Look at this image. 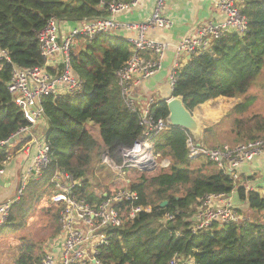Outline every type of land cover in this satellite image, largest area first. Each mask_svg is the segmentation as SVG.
<instances>
[{
  "label": "trees",
  "instance_id": "obj_1",
  "mask_svg": "<svg viewBox=\"0 0 264 264\" xmlns=\"http://www.w3.org/2000/svg\"><path fill=\"white\" fill-rule=\"evenodd\" d=\"M111 2L134 0H0V51L10 58L8 61L0 57V141H8L30 125L8 84L14 65H46L38 32L51 18L75 24L106 18ZM241 10L248 17L244 34L229 33L217 39L208 51L189 57L179 68L172 95L181 97L190 111L219 96L247 99L252 83L264 69V0H243ZM78 38L83 39L84 47L71 51V61L74 72L84 80L83 89L77 96L43 98L50 163L40 177L29 179L0 231L25 223L34 202L41 203L44 198L51 201V179L57 170L82 180L75 192L91 205L113 195L116 191L109 188L104 192L90 190V166L104 152L122 164L123 150L132 147L142 135L138 110L124 103L116 75L132 55L126 38L109 34H99L92 40L84 35L75 40ZM247 108L243 101L234 112L243 113ZM150 110L154 119H167L169 115L166 99L156 100ZM232 131L238 142L264 138V115L247 113L238 117ZM189 134L182 127L170 125L155 137L156 149L169 160V167L149 175L140 172L136 181L123 179L126 186L122 188L138 193L134 204L150 206L151 211L110 229L109 241L99 248L101 264H171L176 256L192 257L196 264H264V221L249 219L198 233L189 229L192 213L208 194L237 190L249 209L257 213L264 210V195L235 183L205 156H188ZM207 135L209 128H204L203 139ZM28 140L23 137L0 146V168ZM164 201L167 204L162 207ZM125 203L117 206L126 210L128 202ZM60 210L55 214L58 219ZM167 213L173 219L164 220ZM43 254L35 252L34 244H27L16 262L42 264Z\"/></svg>",
  "mask_w": 264,
  "mask_h": 264
},
{
  "label": "built area",
  "instance_id": "obj_2",
  "mask_svg": "<svg viewBox=\"0 0 264 264\" xmlns=\"http://www.w3.org/2000/svg\"><path fill=\"white\" fill-rule=\"evenodd\" d=\"M141 0L132 3L111 2L108 6L109 16L92 21L76 24L67 31H62L63 21L51 18L46 26L37 34L41 54L46 61L45 66L30 68L14 65L8 84L9 91L14 95L29 122V126L22 129V133H31L38 126H45L42 100L46 96L81 93L84 80L73 70L71 51L78 35H84L87 40L96 38L99 34L120 36L122 31H130L125 35L132 51L131 58L116 75L124 103L130 109L139 113L142 135L135 144L123 150L122 164H117L103 154V161L119 174L123 179L127 175L124 170L131 169L138 172H150L156 169H167L170 162L156 149L155 137L169 129L167 119H154L150 110L154 98H148L146 104L135 95L136 89L148 78L154 76L161 69V62L168 48V43L148 38V30L154 27L170 26L171 20L162 15L165 0H155L153 14L144 22L131 24L118 21L116 15L127 11ZM242 0H217L218 9L225 15L221 22H209L201 28L195 37L184 39L178 46L177 60L170 72L169 79L173 90L177 72L185 57L199 55L208 51L212 44L229 33L244 34L248 29V17L241 10ZM0 57L10 61L5 51H0ZM186 60V59H185ZM54 69V70H53ZM7 141H0V146ZM188 156L195 158L205 156L215 162L219 169L229 174L235 183L239 181V168L256 156H264V138L239 143L235 146L210 147L202 141H197L189 134L187 137ZM36 154L33 158L32 171L22 179L17 197L0 204V225L7 222L12 204L23 194L28 184V178L35 174L40 177L50 163V145L43 134L35 140ZM5 167L0 168V179L5 174ZM127 182L129 180L124 179ZM53 191L51 201L60 210L62 223L61 232L55 239L49 241L42 256V264H101L98 252L101 245L107 243L111 237L112 227L122 226L126 220L136 218L142 212H150V206L135 205L138 193L129 187L116 191L113 195L97 205H91L84 198L79 197L75 190L82 184V180L72 174L57 170L52 179ZM250 191L255 189L248 188ZM232 193V192H231ZM230 194L213 193L202 198L195 208L193 218L190 219L194 233L208 231L217 225L239 223L249 220L239 214ZM125 209L117 206L126 204ZM173 219L167 213L164 220ZM171 264H196L192 257L183 259L174 257Z\"/></svg>",
  "mask_w": 264,
  "mask_h": 264
},
{
  "label": "crops",
  "instance_id": "obj_3",
  "mask_svg": "<svg viewBox=\"0 0 264 264\" xmlns=\"http://www.w3.org/2000/svg\"><path fill=\"white\" fill-rule=\"evenodd\" d=\"M216 1L165 0L162 15L170 19L172 24L167 27L150 28L147 35L152 40L163 41L169 45L161 62V69L154 76L145 80L135 91V95L142 103L146 104L148 98L168 100L173 96L169 75L175 61L183 58L178 55V46L184 39L195 37L201 26L209 22H221L225 19V15L218 9ZM155 6V0H141L127 11L117 14L116 19L131 24L141 23L153 14ZM75 25V23L64 22L62 28L67 31ZM127 34H130V31L120 32V36ZM185 59H183L182 65L189 57H185ZM247 99L219 96L196 107L192 111L194 117L205 129L209 128V135L203 141L217 147L239 144L240 142L232 131L231 123L225 127H220V125L230 117L234 122L236 118L246 115L250 108L249 105L247 111L243 113L234 112V108L241 102H246ZM44 129L45 126H38L34 129L32 137H28L29 140L22 148L8 159L5 165V174L0 179V204L11 200V197L18 193L22 179L32 171L33 158L36 154L34 142L44 134ZM35 177V174L30 176L28 181ZM239 177L240 185L245 186L247 190L253 188L264 195V156H256L242 164L239 168ZM230 196L239 210H241L240 206H248L246 202L240 200L237 190H234Z\"/></svg>",
  "mask_w": 264,
  "mask_h": 264
},
{
  "label": "rangeland",
  "instance_id": "obj_4",
  "mask_svg": "<svg viewBox=\"0 0 264 264\" xmlns=\"http://www.w3.org/2000/svg\"><path fill=\"white\" fill-rule=\"evenodd\" d=\"M62 31L64 32L63 28ZM74 42L72 50L75 49V51H79L84 47L83 39L78 38ZM248 95L250 96L246 102L250 108L247 113H261L264 115V69L252 83ZM230 123L233 127L232 117L226 119L220 127H225ZM92 130L97 134L95 127H93ZM17 141L18 140L14 143ZM205 143L207 144V142ZM207 145L210 147H217L209 142ZM100 157V160L99 158L94 159L90 166L91 171L88 173L90 190L104 192L109 188L112 191H118L126 186L124 185L123 178L117 174L109 164L103 161V154ZM159 171H161L160 168L146 173L149 175ZM124 172L127 174L124 179L129 181H136L141 175L140 172L131 169L124 170ZM16 197L17 193L11 197V200ZM32 206V209L29 211V214L25 219V223L15 229H5L0 231V264H17L16 260L23 252V246L27 244H34L36 253H44L49 241L55 239L59 232H61V220L60 218L58 219L55 217L59 208L55 204L49 201V199L47 200L44 198L41 203L34 202ZM240 207L241 210L239 211V214L248 217L250 220L264 221V210L257 213L249 209L248 206ZM47 208L48 211H46ZM194 213L195 210L192 213L191 218H193Z\"/></svg>",
  "mask_w": 264,
  "mask_h": 264
},
{
  "label": "water",
  "instance_id": "obj_5",
  "mask_svg": "<svg viewBox=\"0 0 264 264\" xmlns=\"http://www.w3.org/2000/svg\"><path fill=\"white\" fill-rule=\"evenodd\" d=\"M167 101L169 115L167 117L168 122L171 126H179L183 129H186L197 141H203L204 138V127L203 125L196 120L192 111L186 108L184 101L181 97L171 96ZM43 127V126H42ZM47 129L45 128L44 131ZM30 138L32 137L31 133H17L12 138H10L6 144L11 145L16 140L21 138ZM167 204V201H164L161 206L164 207Z\"/></svg>",
  "mask_w": 264,
  "mask_h": 264
}]
</instances>
